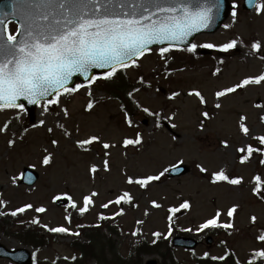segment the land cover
I'll use <instances>...</instances> for the list:
<instances>
[{
  "label": "rangeland",
  "instance_id": "obj_1",
  "mask_svg": "<svg viewBox=\"0 0 264 264\" xmlns=\"http://www.w3.org/2000/svg\"><path fill=\"white\" fill-rule=\"evenodd\" d=\"M241 4L242 0H240V8ZM231 22L230 15L224 24H231ZM223 25L214 34L198 36L193 43H224L235 36L242 37L245 44L249 46L253 40L264 42V16H257L254 10L245 12L241 9L236 24L229 29H225ZM9 27L10 31H15L14 25ZM246 52L247 47L244 46L226 54H217L214 50L200 48L195 58L191 56V53L172 52V59L168 65L171 74L167 78L165 75L156 76V73L164 72L162 67L164 62L155 51L142 58V67L127 69L126 75L130 78L131 84H135L141 76L152 83L151 89L132 95V101H139L153 109H159L163 105L166 109L177 112L174 120L177 127L173 129L165 121L162 129L154 131L153 118L140 112L134 104L132 107L133 119L139 125L136 130L145 134L146 146L141 151L128 149L127 158L120 155L122 149L112 150L111 173H100L95 183L90 180L87 169L90 163H99L96 153L100 149L97 148L95 152L85 154L76 149L72 139L83 138L87 134H101L106 139L119 141L124 135H132L135 130L127 128L124 124V111L119 102L108 93L97 91L96 86L92 89L96 107L91 113H86L83 110L88 99L84 89H81L75 96L64 100V105L70 109L72 115L70 119L62 122L67 130L73 133L72 139L63 136L62 130L55 127L58 118L54 115L47 117V126L54 128V135L47 133L44 127L33 128L32 125L43 118L37 107L32 123H29L28 117H26L22 125H13V128L20 129L19 135L24 137L22 142L19 140V136L17 137L14 149L7 147V139L11 138V134L0 135V191L4 193V198L10 201L7 207L0 206V211L10 212L26 202L34 203L37 206L43 204L48 208L46 213H35L29 210L16 218L29 222L33 218L39 217L41 225H63L69 227L73 232H79L82 227L78 226L91 225L96 222L100 213L112 216V213L117 210L114 205L108 209L100 208L99 205L108 199H114L115 194L128 187L124 183L123 168L127 167L130 175L133 173L137 175L151 174L175 162L177 158H183L184 164L190 168V172L184 177L179 179L164 177L158 186L153 187L147 194L132 189L133 194L137 195L139 199V208L133 209L124 205L127 214L113 219L114 224L112 225L116 227V234H113L111 240L117 253L114 264H136L133 252H137L138 242L141 240L152 241L154 231L167 233V209L177 205L181 199H189L193 207L191 211L181 210L174 216V221L180 230L192 229L187 234L189 236L197 234L201 239V244L193 252L173 249L174 261L177 264H188L193 260L203 258V254L208 252L214 256L231 253L233 261L239 259L241 264H245L247 260L252 259L253 251L264 248V245L254 238L259 234L260 228L264 227V201L254 197L250 191L253 186V176L261 174L260 170L264 169V166L259 165L255 160L248 165H240L236 162L235 157L238 154L235 153V148L246 139L239 133L237 121L241 114H245L248 116L247 123L255 133L264 132V124H261L258 119L259 115H264V110L254 107L257 103L264 105V87L254 86L247 91H240L237 95L228 96L224 99L221 109L214 107V93L220 88L238 82L246 75L264 72V60H260L259 56H246ZM199 54L205 57L200 58ZM220 61L223 62L219 63ZM216 68H220L221 71L217 76H212L211 73ZM153 69L156 71L154 72ZM157 88L160 89L159 92H156ZM192 88H198L205 95L206 105H201L195 97L186 95L187 91ZM172 91H181L182 95L175 101H168L166 97ZM56 111H59V108H56ZM202 111H208L212 118L205 120L201 116ZM8 118V113L0 112V125ZM201 121H204L203 129L200 127ZM76 124H79L81 129L79 137L73 131ZM24 128L28 129L26 133L23 131ZM172 135H176L179 139L173 141ZM52 138L60 139V147L56 152L54 164L49 168H43L38 164V157L42 155L43 147L47 146L52 150L49 143ZM224 139H227L232 145L230 149L223 148L220 142ZM249 142L256 146L254 141ZM31 163H37V168H29L28 165ZM196 163H202L207 167L208 173L201 175L195 166ZM221 167H225L229 173L234 172L236 175L244 176V186L235 189L231 186L211 184L208 180L209 175ZM26 168L32 169L38 175L36 183L30 188L21 184L22 172ZM12 176L17 177L15 185L10 183ZM91 189L98 190L100 195L97 198L96 207L83 216L71 210L67 201L64 205L59 206L51 202L52 195L61 191L66 190L79 200L82 193H87ZM151 199L159 200L164 207L151 209V214L145 217L143 210L149 207L147 202ZM233 202H239L241 205L239 215L235 219L238 231L228 235L223 229H218V232L215 229L206 230L211 235L198 234L199 232L196 231L198 226L205 219L214 215L217 208L226 210ZM66 209L71 211L72 222L70 224L64 220V216L67 214ZM251 214L258 217V226H253L250 223L249 216ZM138 219L143 220L144 223L136 224ZM221 219L226 220L227 217L222 216ZM0 227H3L0 229V245L11 250L25 248L31 253L36 252L39 264H51L53 260H56L57 264L96 263V260L83 259L79 256L80 254H76L70 249V245L75 240L83 242L84 235L56 237L55 241L48 246L36 250L10 236L11 232L15 231L14 224L10 227ZM39 227L43 235H47V230L40 225ZM137 229L142 230V235L131 236V232ZM84 233H87V230H84ZM101 234L106 237L110 236L108 230H103ZM207 236L212 238L210 246L204 243ZM222 241L226 243H221ZM72 255L77 257L75 262L63 260V257ZM106 255L107 260L113 258L108 252ZM58 257L59 260H57ZM152 260L158 261L157 264H163L159 254L142 255L140 261L141 264H146ZM170 262L168 260L164 264H170ZM0 264L13 263L0 259ZM221 264L224 262L221 261Z\"/></svg>",
  "mask_w": 264,
  "mask_h": 264
},
{
  "label": "snow or ice",
  "instance_id": "obj_2",
  "mask_svg": "<svg viewBox=\"0 0 264 264\" xmlns=\"http://www.w3.org/2000/svg\"><path fill=\"white\" fill-rule=\"evenodd\" d=\"M248 8L253 9L257 16H264V0H244ZM226 0H11V11L0 10V112L8 113L9 118L0 125V135L8 136L7 147L14 149L17 144V137L22 142L24 137L19 135L20 129L13 128V125H22L30 109L28 105L37 106L40 109V116L43 117L33 124L32 127H44L46 132L54 135V128L47 126V117L54 115L57 119L56 128L62 130L63 136L72 139L73 133L69 132L62 121L71 118L70 109L64 105V100L75 96L81 89L85 90L88 97L83 106L86 113H91L96 107L93 98V86L102 87V83L110 82L117 78L118 73L129 68L142 67L141 61L146 54L157 52L164 62L163 69L165 77L171 74L169 61L172 59V51H183L197 55L198 49H211L220 52L231 53L241 46L247 47L246 56H259L264 60V42L253 40L250 46L240 36L230 38L224 43L206 42L202 44L191 43L189 37L200 33L204 29L210 28L217 19L225 12ZM231 24H224L225 29L231 28L238 22L240 0H230ZM19 21V26L15 31H10L8 25L11 21ZM156 45L157 48L152 46ZM187 45V47H181ZM223 62V61H221ZM94 70H99L98 74ZM155 72L156 70L153 69ZM183 71V69H180ZM221 69L216 68L211 75L217 76ZM73 77H83L86 83H74ZM139 83L148 89L152 88V83L143 76L139 78ZM71 85V86H70ZM264 87V72L256 75H246L238 82L230 86L220 88L215 91L216 109L223 107V101L230 95H237L240 91H247L251 87ZM134 91L139 92L136 88ZM160 89L157 88L156 92ZM129 97L133 94L128 93ZM182 95L181 91H172L166 97L168 101H175ZM188 97H195L201 105L207 104V98L198 89L192 88L187 91ZM136 109L153 118V130L164 127L166 121L168 125L175 129L174 122L177 112L161 106L153 109L149 106L134 101ZM254 107L264 110V105L255 104ZM59 108V111H56ZM201 116L205 120L211 119L208 111H202ZM124 124L129 129H134L132 135H124L119 141L106 139L101 134H87L83 138L72 139V143L79 151L89 154L100 149L96 155L99 163L92 162L88 166L90 180L95 183L100 173H111L112 155L114 149H122L120 155L127 158L128 149L141 151L146 146L145 134L136 130L139 125L133 119L127 109H124ZM261 124H264V115L258 117ZM248 116L241 114L237 121L239 133L246 138L240 146L235 148L236 162L240 165L251 164L254 160L264 166V132L259 134L247 123ZM201 129L204 121H201ZM23 131L26 133L27 128ZM73 131L79 137L80 126L74 125ZM151 136V133H149ZM173 141L179 138L172 135ZM249 141H254L257 146ZM49 147L41 149L42 155L38 157V164L43 168L51 167L55 162L56 152L60 147V139L52 138ZM224 149H230L232 145L227 139L220 142ZM259 154V156L257 155ZM183 158H177L175 162L162 169L151 173L137 175L129 174L127 167L122 169L126 189L115 194L114 199H108L100 203L99 207L108 209L116 206L117 210L112 216L100 213L98 220L115 219L117 216L126 215L124 205L130 208H139V199L133 194L132 189L147 194L153 187L158 186L166 174L181 170L184 165ZM196 168L200 173H208V168L202 163H196ZM29 168H37V163H31ZM261 174L252 178L253 186L250 191L257 199L264 201V169ZM29 177V183H31ZM209 182L218 186H231L239 189L245 184V177L229 173L225 167L213 171L209 177ZM16 176L10 178V183L15 185ZM98 190L91 189L87 193H82L79 200L68 191H61L53 194L51 202H69L71 210L83 216L96 207ZM4 193L0 191V206L7 207ZM149 207L143 210L145 217L151 214V209H160L164 205L157 199L148 202ZM193 205L189 199H181L180 202L168 207L167 219L170 222L167 233L154 231L151 241L156 245L158 240L168 239L172 235L171 221L173 217L184 211H191ZM241 205L233 202L226 210L217 208L214 215L204 220L196 231H211L223 229L228 235L238 231L235 219L239 215ZM35 213H46L48 208L41 204L26 202L16 207L10 212L0 211V216L11 215L17 217L27 211ZM64 220L69 224L72 222L71 211L66 209ZM226 216L227 219H221ZM250 223L258 226V217L255 214L249 216ZM32 224H37L46 229L49 233L57 235L80 236L81 233L73 232L69 227L63 225L49 226L40 223L39 217L31 220ZM144 221L138 219L136 224L141 225ZM99 227V224L95 225ZM78 227H83L80 225ZM192 231V229H184ZM142 235V230L137 229L131 232V236ZM264 245V227L260 228L259 234L255 237ZM221 243H226L222 241ZM195 255V253H193ZM231 253L214 256L208 252L203 254V259L211 261H223L224 264H241L239 259L231 260ZM60 258L58 257L57 260ZM64 261L75 262L77 257H63ZM32 264H39L36 252L32 253ZM51 264H57L53 260ZM153 264V262H146ZM245 264H264V248L252 252V259Z\"/></svg>",
  "mask_w": 264,
  "mask_h": 264
},
{
  "label": "trees",
  "instance_id": "obj_3",
  "mask_svg": "<svg viewBox=\"0 0 264 264\" xmlns=\"http://www.w3.org/2000/svg\"><path fill=\"white\" fill-rule=\"evenodd\" d=\"M102 83V87H97L98 91H103L111 96H113L116 100L119 101L121 108L127 109L131 114L133 111V105L135 104L132 101L131 97H129L128 93L132 92L134 95L137 93L134 89L139 88L140 91H146L147 87L139 83V79L135 84H131L130 78L126 75V71H121L118 73L117 78L110 82H98ZM14 224L15 231H12L10 236L16 238L24 245L30 246L35 249H39L43 246H48L52 242L55 241L56 237H62L64 235H57L46 232L47 235H43L39 225L32 224L31 222L26 223H12V219L10 216H5L0 218V226L10 227ZM99 224V227L95 225ZM111 220H98L82 229H79L81 235H84L85 240L83 242H78L75 240L71 245L70 249L74 251L76 254H80L83 259H92L96 260L95 264H114L115 257L117 255L116 248L113 245L111 237L113 234H116V227H114ZM3 227H0L2 229ZM172 229L179 233V229L176 227H172ZM84 230H87V233H84ZM103 230H108L110 236L106 237L102 233ZM137 252L134 251V255L136 258V264H141V255L144 254H159L162 257L163 264L166 260H173V255L170 247L169 239H161L158 240L156 245H153L151 242L148 243L144 240L140 241L136 246ZM112 255V259L107 260L106 253ZM232 260V258H231ZM118 261V260H117ZM173 264H175L173 262ZM192 264H219L217 262L209 261V260H201L198 259L194 261Z\"/></svg>",
  "mask_w": 264,
  "mask_h": 264
},
{
  "label": "water",
  "instance_id": "obj_4",
  "mask_svg": "<svg viewBox=\"0 0 264 264\" xmlns=\"http://www.w3.org/2000/svg\"><path fill=\"white\" fill-rule=\"evenodd\" d=\"M229 8H230V4H229L228 0H226L225 12L227 14L222 13L221 16L219 17V19H217L216 22L210 28L204 29L200 33H196V34H194V36L189 37V41L192 43L193 39L197 35H200V34L215 33L219 29L221 24L227 19L228 15L230 13ZM0 10H3L5 12H10L11 11V0H0ZM243 10L251 11L252 9L248 8L246 3H244ZM0 18H2V17H0ZM13 22L17 25V27L19 26V21L13 20ZM152 47H157V46L153 45ZM181 47H187V45H181ZM98 71L99 70H94V72L97 74H98ZM76 80L79 81L80 83H86L84 81L83 77H73L74 83ZM27 107L30 109V112L28 113L29 119L33 120L35 106L34 105H28ZM188 172H189V169L185 165H182L181 170L179 172H176V171L170 172L167 174V177H169V178L181 177V176L186 175ZM29 177L32 178L31 183H29ZM36 180H37V174L36 173H34L33 171L28 170V169H25L23 171V180H22L23 184L30 187L35 183ZM64 203H65V201H59V202H57V205H61ZM206 243L210 244L211 243L210 239H207ZM172 245L175 247L184 248L186 250H193L197 246V242L192 240V239H189V238L176 237L173 239ZM0 258L8 259L15 264H31L30 253L24 249H20V250H16V251H9L0 245ZM152 262H153V264H155L154 261H152Z\"/></svg>",
  "mask_w": 264,
  "mask_h": 264
}]
</instances>
